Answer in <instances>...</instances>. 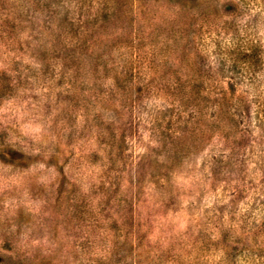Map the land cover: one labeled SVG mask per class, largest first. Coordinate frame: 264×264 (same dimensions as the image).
I'll list each match as a JSON object with an SVG mask.
<instances>
[{
    "label": "rangeland",
    "instance_id": "obj_1",
    "mask_svg": "<svg viewBox=\"0 0 264 264\" xmlns=\"http://www.w3.org/2000/svg\"><path fill=\"white\" fill-rule=\"evenodd\" d=\"M251 19L239 0H0V264H264V80L227 78L264 67L219 76L212 54L263 41Z\"/></svg>",
    "mask_w": 264,
    "mask_h": 264
},
{
    "label": "trees",
    "instance_id": "obj_2",
    "mask_svg": "<svg viewBox=\"0 0 264 264\" xmlns=\"http://www.w3.org/2000/svg\"><path fill=\"white\" fill-rule=\"evenodd\" d=\"M240 5L243 7L244 11L251 16L253 23H261L264 27V0H239ZM250 26V23L248 24ZM233 35L229 39L222 43H215V51L212 52L213 59L217 62L219 76H223L221 72L228 70L230 68L233 70L236 66L240 65L244 69H250L253 64H258L264 67V39L263 41L256 42L248 38L245 35L244 38L239 39ZM239 40V41H238ZM240 64V65H238ZM260 76L250 73L247 76H242L239 74L238 77L228 76L227 78L232 82L243 83L246 87L250 89H257L261 85L264 78H259ZM264 85V84H263ZM219 101H223L225 98V93L218 95ZM256 105L253 117L256 119L258 125L262 128L264 126V102H262V97L260 94H255ZM222 105V102L220 103ZM264 131V128H262Z\"/></svg>",
    "mask_w": 264,
    "mask_h": 264
}]
</instances>
